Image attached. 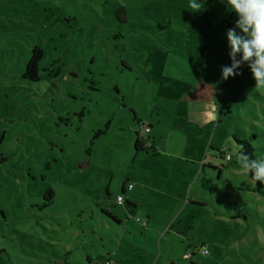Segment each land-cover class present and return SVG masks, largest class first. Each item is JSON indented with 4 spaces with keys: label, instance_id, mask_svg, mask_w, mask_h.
<instances>
[{
    "label": "rangeland",
    "instance_id": "obj_1",
    "mask_svg": "<svg viewBox=\"0 0 264 264\" xmlns=\"http://www.w3.org/2000/svg\"><path fill=\"white\" fill-rule=\"evenodd\" d=\"M192 2L0 0V264H264V184L231 137L264 157V90L247 63L222 79L226 0ZM144 122L155 154L134 150ZM125 181L133 211L115 204Z\"/></svg>",
    "mask_w": 264,
    "mask_h": 264
},
{
    "label": "clouds",
    "instance_id": "obj_2",
    "mask_svg": "<svg viewBox=\"0 0 264 264\" xmlns=\"http://www.w3.org/2000/svg\"><path fill=\"white\" fill-rule=\"evenodd\" d=\"M226 3L238 19L235 27L226 32L231 65L221 66L222 79L240 75L238 69L247 63L255 80V89L264 90V0H226ZM190 7L199 11L202 4L194 0ZM240 147L237 162L254 181L264 184V157L253 159L242 150V145Z\"/></svg>",
    "mask_w": 264,
    "mask_h": 264
},
{
    "label": "trees",
    "instance_id": "obj_3",
    "mask_svg": "<svg viewBox=\"0 0 264 264\" xmlns=\"http://www.w3.org/2000/svg\"><path fill=\"white\" fill-rule=\"evenodd\" d=\"M119 13H123L122 11H119L116 13V17H118V14ZM120 15V14H119ZM228 21L227 19L223 20L222 21V25L223 27H226V28H233V26H230L228 24ZM236 31L239 33L240 30H237ZM42 58H43V51L42 49L39 47V46H34L32 47V49L30 50V55H29V58L25 64V68H24V71L23 73L21 74V78L23 80H27L29 82H38L39 81V71H40V62L42 61ZM252 138H246V139H240L236 136H232V140L233 142L235 143V145L238 147V153L241 151V145L243 146V151L245 153H247L251 158L255 159L254 157V149L252 147V145L250 144L251 140L254 139L253 136H251ZM142 144L140 143L139 139H138V134L135 133V139H134V150L136 152H139V151H147V150H153L152 148V145H150L149 148H144L141 146ZM221 154H219V157H221ZM3 161L5 160V158L2 159ZM202 167H205L204 165H202ZM210 169H215V168H211V167H208ZM223 168L221 167L220 168H217L216 170L218 171V175L220 174L221 170ZM119 192H123V189H119ZM53 197H54V194L52 193V191L50 189H48L45 193V195L43 196V200H44V204L41 206V208L43 206H45L46 204H49L51 203V201L53 200ZM191 204H196L198 205V203H191ZM104 214H106L108 216V218H110L111 221H113L114 223H119V221L114 218L109 212H105V211H102Z\"/></svg>",
    "mask_w": 264,
    "mask_h": 264
},
{
    "label": "crops",
    "instance_id": "obj_4",
    "mask_svg": "<svg viewBox=\"0 0 264 264\" xmlns=\"http://www.w3.org/2000/svg\"><path fill=\"white\" fill-rule=\"evenodd\" d=\"M200 102V101H199ZM189 107H191V110H189L188 111V117H187V123L188 124H194V125H196V127L197 128H199L200 130H199V132H203V134H205V129H204V131L203 130H201V129H203V127L205 128L207 125H208V123H209V121L208 120H206V119H204V120H202L201 119V116H203L204 117V114L203 115H201L200 117H197L196 115H194V114H192L193 112H195V111H198V110H200L198 107H196L195 105H189ZM208 119H212V117H207ZM220 122V120L218 119V121L216 122V123H219ZM210 123H213L212 121H210ZM144 124H146L149 128H150V132L145 136L150 142H151V145H152V148H153V150H151V151H153V154H155L154 153V150H157L156 148H157V138L158 137H164V135H156V134H152V129H151V125L149 124V123H147V122H144ZM189 128H191L190 126H188ZM215 130H216V126H215V128H214ZM137 134L138 135H140V132H137ZM214 135H199V139H200V137H202L203 138V141H206V137H213ZM232 136H234V135H232ZM231 136V137H232ZM236 137H238V138H240V136H236ZM246 138H248V137H246L245 135L244 136H242L240 139H246ZM138 139H140V137H138ZM140 141V140H139ZM144 148H146V147H144ZM199 157V156H198ZM202 165H204V163H201L200 164V172L201 171H203L204 170V167H202ZM205 166V165H204ZM168 170H169V168H167ZM166 169V170H167ZM180 174H181V176L183 177V179H182V182L183 183H181V186L183 185V184H185V181H184V178L185 177H188V179H187V182H186V184H188V185H190V178H189V176L186 174V172L184 171V172H181L180 171ZM127 185H130V183L128 182V181H125V182H123L122 184H121V187H120V189H123V192H119V194H121L122 195V197H123V199H124V201H123V204H124V206L128 209V210H130V211H133L134 209H136V203L134 202V201H131V203H127L126 202V197H125V193L126 192H130V191H132L133 190V187H132V189L131 190H128L127 189ZM119 194H117V195H119ZM193 201H195V200H193ZM180 202H182L183 204L184 203H189L190 201H189V199H186L185 200V202L183 201V196H182V198L180 199ZM193 203H196V202H193ZM116 204V203H115ZM122 204V205H123ZM117 205V204H116ZM117 206H121V205H117ZM111 214V213H110ZM145 215H144V217H145V220H146V222L148 223L149 222V220H151L152 219V216H153V214H151V212L149 211V210H146L145 211V213H144ZM114 218H116L118 221H119V223H115V224H120L121 223V220H120V218L119 217H117L116 215H114V214H111ZM146 226V224H142V227H145ZM86 262H87V264H91V258L90 257H86ZM193 264H194V262H193Z\"/></svg>",
    "mask_w": 264,
    "mask_h": 264
},
{
    "label": "built area",
    "instance_id": "obj_5",
    "mask_svg": "<svg viewBox=\"0 0 264 264\" xmlns=\"http://www.w3.org/2000/svg\"><path fill=\"white\" fill-rule=\"evenodd\" d=\"M139 129H140V135H145L146 136L150 132V128L146 124H143V123L139 124ZM145 136L140 137L139 140H140V143L143 145V147L149 148L150 145H151V142ZM229 159H230V156L228 154H225V160H229ZM132 187L133 186L131 184L127 185V189L128 190H131ZM123 201H124V199H123L121 194L116 195L115 203L117 205H122ZM204 253H206V252H204ZM104 264H110L109 260L107 259L104 262Z\"/></svg>",
    "mask_w": 264,
    "mask_h": 264
}]
</instances>
